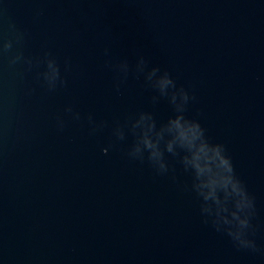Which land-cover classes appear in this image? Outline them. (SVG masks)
I'll return each instance as SVG.
<instances>
[{
  "label": "water",
  "instance_id": "obj_1",
  "mask_svg": "<svg viewBox=\"0 0 264 264\" xmlns=\"http://www.w3.org/2000/svg\"><path fill=\"white\" fill-rule=\"evenodd\" d=\"M180 89L254 247L202 211L181 150L164 172L130 155ZM0 264H264V0H0Z\"/></svg>",
  "mask_w": 264,
  "mask_h": 264
},
{
  "label": "clouds",
  "instance_id": "obj_2",
  "mask_svg": "<svg viewBox=\"0 0 264 264\" xmlns=\"http://www.w3.org/2000/svg\"><path fill=\"white\" fill-rule=\"evenodd\" d=\"M155 71L153 69L150 79ZM171 85L173 81L165 73L154 81L153 86L165 94ZM188 99L183 89L173 91L171 100L177 114L169 117L159 128L151 114L140 113L133 124L134 128L139 129V134L130 155L142 154L146 150L148 159L158 171L164 172L167 171L165 151L175 156L177 149L181 150L183 167L190 172L192 187L203 201L202 211L214 218L218 228L223 225L239 246L254 247L245 235L250 226L253 200L237 177L224 145L211 142L199 122L183 115V107ZM117 134L123 137L122 132L118 131Z\"/></svg>",
  "mask_w": 264,
  "mask_h": 264
}]
</instances>
